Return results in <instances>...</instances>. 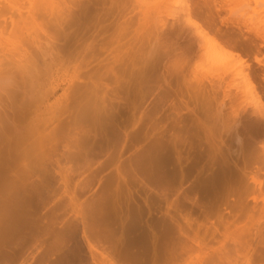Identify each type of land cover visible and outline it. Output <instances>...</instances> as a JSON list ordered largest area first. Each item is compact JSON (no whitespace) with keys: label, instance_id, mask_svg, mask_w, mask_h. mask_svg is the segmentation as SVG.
<instances>
[{"label":"rangeland","instance_id":"374dc122","mask_svg":"<svg viewBox=\"0 0 264 264\" xmlns=\"http://www.w3.org/2000/svg\"><path fill=\"white\" fill-rule=\"evenodd\" d=\"M28 1L13 0L12 3L16 5L9 4L19 9L15 12L19 11L22 15L21 22L26 17L33 18L34 8L38 4L29 13L31 16H26L31 11L28 8L34 2L31 0L30 4ZM49 1L57 4L53 3L51 6L52 3L47 2L49 7L44 6L47 10H43L44 15L41 14L44 18L38 13L43 6H38L41 10L36 11L38 17L34 16L38 23L29 22L27 27L22 22L24 28L32 25L34 28L31 29L34 30L41 24L36 28V31L39 29L36 34L30 31L25 32V35L24 28L19 26L23 30L20 33L26 39L29 33L31 36L35 35L32 42L28 41L29 38L26 40L32 47H28L29 50L26 51L33 52L36 48L34 56L37 57H33L32 62L35 60L34 63L38 66L33 64V72L30 63L32 70L27 75L31 80L28 81L27 78L26 82L29 83H26L22 97L33 100L36 106L41 105L42 99L47 97L48 100L45 98L47 101H43L41 109L48 103L49 106L56 104L55 111H62L63 114H59L60 122L64 121V125L61 124L64 128L67 125V131L63 130L70 136L68 144L65 135L58 136V139L63 138L64 146L67 144L65 150L71 154L68 152L67 156L74 158L70 162L60 160L63 162L58 163L59 170L62 169L64 175H69L64 176L61 171L63 182L61 177H57L58 168H55V173L51 172L52 175L55 174L54 178L39 172L40 177L44 175V181L37 174L41 180L34 175L36 178L32 177L27 181L29 183L25 181V185L32 183L34 186L37 183L35 187L44 184L48 186L38 189L46 195H42L45 201L41 198L43 201L38 200L41 196L38 195L39 191L34 193L38 198L34 194L31 196L30 191L25 194L33 199L32 202L27 200L30 205L26 201L25 206L27 203L28 207L35 208L31 204L33 201L44 204L37 203L36 207L40 204L38 210L35 208L37 212L30 208L31 212L23 205L24 210L21 205V210H17V204H12L8 209H0V218L3 220L0 222V264H264V160L261 157L254 160V157H250L253 153L250 154L249 160L255 162L251 166L249 162V167L246 166V175L239 177L237 181H230V186H237L233 185L231 188L236 187V203L240 204V211L236 213L238 217L235 219L231 218L232 213L226 219L220 216L219 210L226 200V194L221 189H217L219 198L213 202L207 219L201 215L200 209L189 204L187 199L193 198L195 194L200 195L189 189L193 181V184L196 182L197 172H192V176L188 175V180L181 185L170 181L173 180L172 177H156L164 171L172 173L177 167L174 159L177 155L186 158L189 147H193L190 153L194 155L190 158L193 160L195 157L194 161L200 162L197 163V170L203 165L204 160L199 158L198 153L203 157L205 152L204 130L193 131L190 128L192 132L190 131V121L187 119L190 111L196 113L198 120L204 126L214 129L215 133L221 130L222 120L219 116L223 117L228 128L237 127L244 144L252 146L255 143V154L261 151L260 146L264 145V120L252 109L251 101L259 100L264 106V0ZM7 4L5 0H0V41L4 36L6 40L0 42V58H3L0 60V68L2 65L5 68L9 50H17V41L24 36H18V40H13L16 37L13 36V41L11 40L9 30L15 26H9L13 22L9 19L18 20L19 13H14L13 7L7 8ZM112 4L117 8H112ZM22 11L26 12V17ZM14 15L17 17L13 18ZM186 16L197 21L200 30L208 37L205 40L210 39L213 43H203L204 39L200 40L196 29L185 21ZM19 22L18 25L21 24ZM13 33L11 36L15 34ZM31 36L29 35L30 38ZM6 37L12 42L16 41L13 48H10L11 42ZM234 42L237 43L232 47L230 43ZM4 43L7 44L6 47ZM207 43L218 48L212 52L214 46L211 48ZM228 44L231 46L228 47ZM2 45L4 50L8 49L7 52H3ZM25 45H22L23 49L27 48ZM208 52L213 53V58L211 55L208 57ZM117 54L120 58L126 57L121 61V70V62L115 56ZM109 57H113L110 60L117 59V79L128 82L126 85L123 83L116 86L115 89L119 88L113 92L110 90V87L114 89L113 84L107 73L108 65L112 63L108 64ZM8 66L6 69L9 71L13 69ZM5 71L7 70L4 69ZM76 75H81L80 84L83 85L73 81L71 87L70 80ZM195 82L202 85L197 84L195 88ZM78 84L83 88L78 89L75 86ZM198 87L200 91H197ZM3 99L9 105L5 96L2 101ZM64 106L68 108L65 109ZM8 107L10 106L6 108L9 109ZM85 111L95 118L94 122L90 120L78 123L76 117L73 119L74 115L79 116V112L82 114ZM178 114L184 119L177 118L180 120L177 126L175 118ZM188 130L200 139L195 138L198 141L194 139L191 142L195 135L190 136ZM85 131H89L88 137L87 133L84 134ZM175 132L184 141V145L177 143L180 138L175 136ZM222 132L221 140L231 152L236 151L232 134ZM176 137L179 140L175 139L177 141L174 143L173 139ZM58 141L57 144H63ZM252 141L253 143H249ZM173 143L178 145L174 146V151ZM29 144V141L25 142L27 148ZM44 146L42 151L46 147ZM160 146L162 149H159ZM77 149H86V154H89L86 158L76 157ZM35 151L27 150L19 165L23 167L35 162L40 156ZM217 153L215 156L219 158L222 154ZM186 163L182 166L184 171ZM238 165L241 167L240 160ZM248 178L252 180L249 181ZM250 186L254 188L251 191ZM30 187L27 186V190ZM45 187L50 193L45 191ZM253 190L256 191L253 193ZM24 191L18 192L22 195ZM225 191L229 192L228 189ZM18 192L15 191L16 194ZM249 192L251 194H247ZM251 195L253 196L250 198ZM240 198L242 201L246 199L247 203H239ZM201 202L206 203L207 199L204 198ZM243 204L247 207L243 208ZM188 213L191 215L187 218ZM152 233L158 236L156 243Z\"/></svg>","mask_w":264,"mask_h":264},{"label":"bare ground","instance_id":"6f19581e","mask_svg":"<svg viewBox=\"0 0 264 264\" xmlns=\"http://www.w3.org/2000/svg\"><path fill=\"white\" fill-rule=\"evenodd\" d=\"M1 1H3V0H1ZM16 0H14V2H15ZM26 1V0H25ZM28 1V0H27ZM34 2V4L32 3V5L33 6H30L31 8H28L29 9V11L30 12H28L27 10H24V11H26V12H28L27 14H26V16H31V14H29V13H31V12H33L34 10V14L32 15V17L33 18H31L30 17V19L31 20H33L34 21V23H32V21H28V19H29V17H26L25 16V14L24 13H26V12H23L22 11V14H24L23 16L24 17H26V18H24L23 20H22V22H24L23 24L24 25H26L27 27H28V25L27 24H29V22H30V24H35V23H38V22H35V17H38V13H40V17L41 16H43L44 14L42 13V12H44L43 10H47V8L49 7V6H47L48 5V3L49 2H51V1H49V0H37L38 2H36L35 0H33ZM41 1H43L42 3H41ZM46 3H45V2ZM55 1V0H54ZM57 1V0H56ZM59 1V0H58ZM61 1V0H60ZM5 2H7L8 4V6H7V8L8 7H13V6H10L11 4L12 5H14L12 2H13V0L10 2V0H8V1H6L5 0ZM28 2H30V4H31V0L30 1H28ZM40 2V3H39ZM48 2V3H47ZM11 3V4H10ZM38 3V4H37ZM44 3H45V5H44ZM52 3V2H51ZM50 3V4H51ZM53 3H55V2H53ZM53 3L51 4V6L53 5ZM3 4H5V3H3ZM10 4V5H9ZM36 4H37V6H36ZM41 4V8H42V6H43V9H42V11H39L38 9H40V8H37L39 5ZM55 4H57V2L55 3ZM6 5V4H5ZM4 5V6H5ZM16 5V4H15ZM14 5V6H15ZM34 5L36 6L35 8H34ZM112 5H114V4H112ZM111 5V7L113 8L114 7V9H116L115 8V5L114 6H112ZM3 6V7H4ZM44 6H46L45 8H44ZM50 6V7H51ZM6 7V6H5ZM4 7V8H5ZM40 7V6H39ZM33 8H34V10H33ZM1 9V8H0ZM11 9V8H10ZM17 8H14L13 7V10L12 11H14V13H16V14H18V16H19V18H18V20L20 21V12L18 11V13L17 12H15V10H16ZM113 9V10H114ZM4 11H5V9H3ZM17 10H19V9H17ZM16 10V11H17ZM23 10V9H22ZM41 10V9H40ZM112 10V9H111ZM11 11V12H12ZM21 11V10H20ZM38 13H37V12ZM216 12H217V10H216ZM0 13H2V11L0 10ZM7 14H8V12H6ZM13 13V14H14ZM36 13H37V16H36ZM197 13V12H196ZM6 14V15H7ZM10 14V13H9ZM41 14H43V15H41ZM188 15V14H187ZM22 16V15H21ZM35 16V17H34ZM8 17H10V15L8 16ZM7 17V18H8ZM14 17H17V15L15 16H13V18ZM39 17V18H40ZM11 18V17H10ZM28 18V19H27ZM43 18H44V16H43ZM192 18H194V17H192ZM26 19H27V21H26ZM29 19V20H30ZM10 21L11 20H13V22H12V24L10 25L9 24V26H15V28H13V29H11L12 27H10V37H11V40H12V37L13 36H16L13 40H18L17 38H18V36H19V38L21 37L20 35H24L22 32H23V30H21V29H19L20 27V25L22 26V22H21V24H17V22H19L17 19L15 20V19H9ZM9 20H7V21H9ZM42 20V19H41ZM6 21V22H7ZM17 21V22H16ZM37 21V20H36ZM185 21L187 22V24L188 25H190L191 27H193L194 29H196V34L199 36V38H200V40H203L204 39V41H203V43L206 41V42H208V41H210V43H213V42H211V40L209 39L208 41L207 40H205V38H208L207 37V35H206V37H205V34H204V32L202 31V30H200V27L197 25V23L196 22H194L193 20H191L190 18H189V16L187 17L186 16V19H185ZM16 23V25H18V26H16V25H14L15 23ZM19 22V23H20ZM28 22V23H27ZM14 23V24H13ZM29 24V25H30ZM41 25V24H40ZM39 25V26H40ZM37 26V25H36ZM39 26H37V27H39ZM18 28V30H17V28ZM23 27V26H22ZM27 27H25V28H27ZM36 27V28H37ZM202 27V26H201ZM24 28V27H23ZM22 28V29H23ZM24 28V33L26 32V33H28V32H30V31H33L35 34L37 33V31H39V29H37V31H36V28H35V30L34 29H31V28H34L32 25H31V27H29V28H27V29H25ZM28 29H31V30H29L28 31ZM12 30V31H11ZM14 30L16 31V32H18V33H16V32H14ZM27 30V31H26ZM41 30V29H40ZM20 31H22L21 33H20ZM15 34H14V33ZM32 32V33H33ZM42 32H44L43 31V29H42ZM14 34V35H12L11 36V34ZM20 33V34H19ZM26 33H25V35H26ZM33 33V34H34ZM2 34V33H1ZM17 34V35H16ZM19 34V35H18ZM195 34V35H196ZM24 35V36H25ZM28 35V38H29V40H28V38L26 39V36H25V39H24V36H23V38L21 37V39L22 40H18L17 41V43L19 44V42H22V43H20L19 45H21V47L18 45V44H16L17 46H19V47H17L16 45V49L17 50H15V48L14 49H10L9 50V58H10V55H11V59H9L7 56V58L9 59H7L6 60V58H5V60L6 61H8V64H6L7 66L8 65H11L12 67H13V69H10V71L11 70H14L15 71V73H14V71H13V73L11 72L10 73V71H9V69H6V65H5V68L3 67V65H2V67L1 68H4L5 70H7V71H5L4 72V69L2 70L1 68H0V70H2V71H0V209L1 208H3V209H1V210H4V207L5 208H7L8 209V207L10 206H13L14 204H17V206L15 205V207H17V210H21V209H23L24 210V207H22V205L23 206H25L24 204H25V202L28 200L29 202L31 201V200H33V199H29L28 197H26L27 195H25L26 193H27V191H30V195L32 196L34 193H37L38 191V195L40 196V194H41V196L38 198L37 197V195L36 194H34V195H36V198H38V200H41V199H43L44 200V198H42V192L40 191V190H38L40 187H44V183H41V185L42 184H44V185H42V186H36L35 187V185H37V183H35L34 184V186L33 185H31V184H28V185H25L24 183H26L28 180H31V178L34 176V175H38L39 177H40V175L38 174L39 172H42L41 174H45V176L47 175H52L53 174V172L55 173V168H58V163H59V161L60 160H66V161H69V160H71L72 161V158H74V157H72V158H70L69 156H67V155H69L70 154V152L69 151H67L66 152V147H67V142L69 141L68 139V136H70V135H67L66 133H64V132H66L67 131V129H66V126L67 125H65V128L63 127V125H64V123H62V122H64V121H61L60 122V120H61V115L63 114L62 113V111H61V113H60V110L57 112V111H55V107H54V105H56V104H54L53 106H49L48 105V103H46V105H45V107L43 108V109H41V105H42V103H43V101L44 100H46L47 99V97H45L44 99H42V103H40L41 105H39V106H36L35 105V102L33 101V100H30V99H27V98H25V97H22L23 95H24V87H25V85H26V83L28 84L29 82H26V80H27V78L29 79L28 81H30L31 79L29 78V75H27L28 74V72L30 71L31 72V70H32V68H33V72H34V67H33V64H34V66L35 67H38L37 66V63L35 62L34 63V61L32 62V59H33V57H37V55L36 56H34L36 53L35 52H37V50H36V48H35V50L32 52V51H29V52H27L28 50H29V48L28 47H31V43L29 44V43H27L28 41H30V42H32V37L33 36H35V35H32L31 36V33H29V34H27ZM29 35L31 36V38L29 37ZM9 37V38H10ZM2 38H3V36H2ZM7 39H8V37H6ZM36 38V37H35ZM34 38V39H35ZM201 38H203V39H201ZM4 39H5V36H4ZM4 39H2L1 41L2 42H5L6 40H4ZM4 40V41H3ZM9 40V41H8ZM7 41L10 43L11 42V46H10V48H13L14 46V42H16V41H14V42H12V41H10V39H8ZM24 40V41H23ZM26 40H28V41H26ZM231 40V39H230ZM0 41V42H1ZM234 41V40H233ZM235 41H236V39H235ZM23 42H24V44H23ZM195 42V41H194ZM202 42V41H201ZM226 42V41H225ZM25 43L27 44V45H25ZM210 43H207V44H209L210 46H211V48H212V46H214L213 44H210ZM216 43V42H215ZM235 43H237V42H234V43H230L231 45H232V47H234V45H235ZM2 44V43H1ZM201 44V43H200ZM217 44V43H216ZM230 44H228V47L229 46H231ZM4 46L5 45H7V44H3ZM2 45V46H3ZM9 45V44H8ZM22 45L24 46L25 45V47H27V48H25V49H23V47H22ZM206 45V44H205ZM204 45V46H205ZM208 45V46H209ZM238 45V44H237ZM236 45V46H237ZM240 45V44H239ZM1 47V48H3V50L5 49V47ZM13 46V47H12ZM32 46H33V48H34V45L32 44ZM203 46V44L201 45V47ZM217 46V45H216ZM200 47V46H199ZM205 47H207V45L205 46ZM205 47H204V49H205ZM220 47V46H219ZM8 48V47H7ZM32 48V47H31ZM30 48V50H33V49H31ZM38 48V47H37ZM203 48V47H202ZM201 48V49H202ZM218 48V46L215 48V46L213 47V49H212V52L214 51V49L216 50ZM22 51H21V50ZM26 49H27V51H26ZM209 49V48H208ZM232 49V48H231ZM234 49V48H233ZM232 49V50H233ZM253 49V48H252ZM1 50V49H0ZM2 50V51H3ZM11 50H13V51H11ZM203 50V49H202ZM206 50H207V48H206ZM211 50V49H210ZM210 50H208V51H210ZM6 50H4L3 52H5ZM7 51H8V49H7ZM6 51V52H7ZM10 51L12 52V54H10ZM16 51V52H15ZM201 51V50H200ZM30 52H32V53H30ZM209 53L208 54V57H209V55H211L212 57L211 58H213V53ZM205 54V53H204ZM33 55V56H32ZM114 55V54H113ZM112 55V56H113ZM2 56V55H1ZM32 56V57H31ZM43 57H44V55H42ZM116 56V58L119 56V54H117V55H115ZM42 57V58H43ZM123 57H125V56H123ZM122 57V58H123ZM2 58V57H1ZM1 58H0V60H1ZM41 58V59H42ZM111 58H113V57H111ZM110 57L108 58V61L111 59ZM120 58V57H118V59L120 60V62L121 61H123L125 58ZM210 58V59H211ZM3 59V58H2ZM44 59V58H43ZM115 59V58H114ZM118 60V61H119ZM4 61V60H3ZM6 61H5V63H6ZM43 61V60H42ZM1 62V61H0ZM112 62V63H111ZM30 63H31V65H32V68L30 67L31 65H30ZM111 63V64H110ZM115 63H117V59L114 61L113 59L112 60H110V62L108 63V64H110V65H108L109 67V69L107 68V70L109 71V72H107L108 73V78H110L109 80L112 82V84H113V88L114 89H112V87H110L109 89L111 90V92H113V90H116L117 91V89L119 88H117V89H115V87L116 86H121L123 83H124V85H126V84H128V82L127 81H124V80H121V79H117V74L115 73L116 71L115 70H117V68H119V66H120V70H121V65L123 66V63L121 62V63H119V66H116V65H118V64H116L115 65ZM115 66H114V65ZM121 64V65H120ZM29 65V66H28ZM1 66V65H0ZM11 66H8L9 68L11 67ZM49 65H47V67H48ZM30 67V68H29ZM115 67H117V68H115ZM44 68H46L45 66H44ZM49 68V67H48ZM38 69V68H37ZM9 71V72H8ZM47 71V70H46ZM37 72V71H36ZM39 72V71H38ZM117 72H118V70H117ZM30 75L32 74V73H29ZM35 74V73H34ZM40 74V73H39ZM34 76V75H33ZM46 76V75H45ZM87 76H89V75H87ZM117 76V77H116ZM32 77V76H31ZM81 75L80 76H75L74 78H72L71 80H70V86L72 87V84L74 83L73 81H76L75 83H79L80 84V82H81ZM36 78V77H35ZM38 78V77H37ZM40 78V77H39ZM38 80V79H37ZM198 82V81H197ZM197 82H195L196 84H195V88L198 86V85H202V84H199V83H201V80H199V83H197ZM203 83V82H202ZM209 83V82H208ZM79 84L78 85H75L78 89H82L83 87H79ZM82 84V83H81ZM80 84V85H81ZM198 84V85H197ZM83 85V84H82ZM204 85H205V82H204ZM203 85V86H204ZM70 86L68 87V88H70ZM85 86H86V84H85ZM202 86V87H203ZM95 87H98V85H95ZM104 87H106L107 88V86L106 85H104ZM193 87V88H194ZM201 88V87H200ZM196 90V89H195ZM201 90H202V88H201ZM77 91H79V90H77ZM197 91H200V89H199V87H198V90ZM196 93V92H195ZM198 93V92H197ZM196 93V94H197ZM200 93V92H199ZM64 95V94H63ZM3 96H5L6 98H7V100H9V105H8V103H6V102H4V99H3V101H2V98H3ZM65 96V95H64ZM255 95H253V97H254ZM62 98H64V97H62ZM66 98H67V96H66ZM255 99V98H254ZM257 99V98H256ZM48 100V99H47ZM46 100V101H47ZM64 100V99H63ZM253 100V99H252ZM45 101V102H46ZM58 101V100H57ZM61 100H59V102H60ZM44 102V103H45ZM59 102H56V103H59ZM62 102V101H61ZM5 103L7 104V106H10V107H8L9 109H7L6 107V105H5ZM251 103H252V109H254L256 112H257V114H258V116L260 117V118H262L263 120H264V106L259 102V100H254V101H251ZM250 103V104H251ZM61 104V103H60ZM59 104V105H60ZM58 105V104H57ZM43 107V106H42ZM65 107V106H64ZM33 108V109H32ZM66 108H68V106L67 107H65V109ZM85 109H83V111H84ZM87 111H89V110H87ZM220 111V110H219ZM219 111H218V113H219ZM67 112V111H66ZM59 114H61V115H59ZM220 114V113H219ZM77 115H79V116H75L74 115V118L73 119H75V117H76V121L79 123V122H89L90 120H93V122L95 121V118L91 115V114H89V112H84V113H82L81 114V112H79V114H77ZM218 115V114H217ZM222 115V114H221ZM219 116V115H218ZM223 116V115H222ZM177 118H183V116H180L179 114L176 116V120H177ZM219 118H220V120H222L221 121V126L222 127H220L221 128V130L220 131H216L217 133H215V132H213L214 131V129H211V128H208V127H206V126H204V124L203 123H201L199 120H198V117H197V115H196V113H194L193 111H190V113H189V115L187 116V119L190 121V127H188L189 129L190 128H192L193 129V131L195 130V129H198V130H202V132H203V130H204V132H203V134H204V136H203V139H204V144H205V152H204V154H203V157H202V154H199L198 153V155H199V158L201 159V160H204V163H203V165L200 167V170H197L198 169V167H197V163H199L200 164V162H198L199 160H196L197 162H195L194 160H195V157H194V159L192 160L191 158H193V154L192 153H190L191 152V150L193 149V147H189L188 148V150H187V157L185 158L184 156H183V158L180 156H176V158L174 159L175 161H174V164H175V167L177 168H174L171 172L172 173H166L165 171L164 172H162V173H160V174H158L156 177H158V178H167V177H172L171 179H173V180H170V181H174V182H177V184L179 185H181L182 183H184V181L188 178L187 176L188 175H191L192 174V172H197V175L195 176V180H196V182H195V184H193L194 183V181H193V183H192V186L189 188L190 190V192H196V193H200V195L198 196V194H195L194 195V197L193 198H191V199H187V200H189V204L192 206V207H197L198 209H200V211H201V215L203 214V216H204V219H207L208 218V216H209V214H210V211L212 210V206H213V202L216 200H218V196H219V193L217 192V189H221V191H223L224 190V192H225V198L224 199H226L225 201H224V203L222 204V208L219 210V212L221 213L220 214V216H222L223 217V219H226L228 216H229V213H232V216H231V218L232 219H235V217H238V215L236 214L237 212H239L240 210V204L238 205V203H236V201L238 200V199H236L235 198V194H237L236 192H234V190L236 189V185L235 184H232L231 186H230V181H234V180H238V178L239 177H241V176H245L246 175V171H247V165L249 164V162H251L250 163V166H251V164H253L254 162H252L251 160H249V159H253V157H254V160H257V158L259 157H261L260 159H262V160H264V145H261L260 146V150L261 151H258L259 153H261V154H258L257 155V153L258 152H256V154H255V150H254V148H257V146L255 147V143H253V141L252 142H249V143H253V145H254V147H253V145L252 146H247V144H244V140L239 136V133H238V129H237V127H235V128H233V129H231V128H228L227 127V125H226V123H227V121L225 120V121H223V117H221V116H219ZM72 119V120H73ZM184 119V118H183ZM182 119V120H183ZM176 120H174V122H176ZM75 121V122H76ZM97 121V120H96ZM178 122H177V126H178V124L180 123L179 121L180 120H177ZM26 122V123H25ZM76 122V123H77ZM182 122V121H181ZM226 122V123H225ZM61 124H63V125H61ZM175 125V126H176ZM176 126V127H177ZM227 128V130H224V129H226ZM63 129H65V130H63ZM175 130V129H174ZM190 131H191V129H190ZM189 130H188V133H190V136L193 134V136H194V138H193V136L191 137V139L193 138V140H191V142L192 141H194V139L196 138V139H200L199 137H198V135H196L195 133H192L191 134V132H190ZM197 131V130H196ZM195 131V132H196ZM222 131H224V133H228V134H232V139H233V141H234V143L236 144V146H237V149H236V151H232L231 152V150H230V148L228 147V146H226L225 144V142L223 141V140H221V138H220V134H221V132ZM64 133V134H63ZM83 133V132H82ZM85 133H87L88 135H86L87 137L89 136V131H85L84 132V134ZM176 133V132H175ZM223 133V132H222ZM258 134H259V132H257ZM216 134H217V136H216ZM257 134V135H258ZM60 135H65L66 136V139H65V136H62V137H64V139L65 140H67L66 141V143L67 144H65L66 145V147L64 146V140H62L63 138H61V139H58L59 137H61ZM83 135V134H82ZM82 135H81V137H82ZM176 135H178L177 133L175 134V136ZM255 135H256V129H255ZM59 136V137H58ZM173 137H175L174 136V134L172 135ZM180 136H182V135H180ZM254 135H252V137H253ZM85 136H83V138H84ZM178 138H180L179 137V135L177 136ZM174 138L173 139V141H174V143H175V141H177V140H175V139H178V138ZM255 137H257V136H255ZM94 138V137H93ZM190 138V137H189ZM195 139V140H196ZM216 139H220V141L219 140H216ZM59 140V141H58ZM62 140V141H61ZM85 140V139H84ZM179 140V139H178ZM182 139L180 138V141H177V143L178 142H180V143H178V144H182V143H184V141L182 142L181 141ZM183 140H184V138H183ZM198 140H196V141H198ZM250 140V139H249ZM251 140H254V138L253 139H251ZM27 141H29V148H27L26 146H25V142H27ZM57 141L59 142V143H61V142H63V144L61 143V144H57ZM81 141H83L82 140V138H81ZM80 141V142H81ZM185 141H186V139H185ZM200 141H202V140H200ZM200 141H199V143H200ZM53 142L55 143L54 145H53ZM85 142H87L86 140H85ZM24 143V144H23ZM45 143H52L51 145L50 144H45ZM173 143V148H172V150L174 151V150H176V148L174 147L175 145H177V143L176 144H174ZM248 143V144H249ZM80 144V143H79ZM82 144V143H81ZM86 144V143H85ZM190 144V143H189ZM193 144V143H192ZM48 148V149H46V147ZM53 145V146H52ZM83 145H84V142H83ZM182 145H184V144H182ZM191 145V144H190ZM251 145V144H250ZM43 146L45 147V149H43V151H45V152H43L41 149L43 148ZM82 146V145H81ZM84 146H86L87 147V144L86 145H84ZM162 146V145H161ZM159 147V149L161 148L162 149V147ZM178 146V145H177ZM68 147H69V145H68ZM85 148V147H84ZM163 148H165V147H163ZM175 148V149H174ZM252 148V149H251ZM68 149H70V148H68ZM79 149V148H78ZM77 149V150H78ZM178 149V148H177ZM27 150H28V152L30 151V150H32V151H34V152H36L35 150H37L38 152H39V154H38V159L35 161V162H31L32 164H30V165H26V166H23V167H21L20 165H19V163H20V159H21V157L23 156V155H25L26 153H27ZM41 152H40V151ZM76 150V151H77ZM156 150L159 152L160 150H158V147L156 148ZM164 150H166V148L164 149ZM163 150V151H164ZM83 151H85V152H83ZM156 151V152H157ZM162 151V150H161ZM178 151V150H177ZM177 151H175V152H177ZM181 151V150H180ZM179 151V152H180ZM193 151V150H192ZM216 151H218V152H220V151H222V155L220 154V153H217ZM69 152V154H66V153H68ZM166 152H167V150H166ZM77 156H76V154H75V156L76 157H79V158H86L87 157V155L89 154H86L87 152H86V149L85 150H78L77 151ZM164 153V152H163ZM174 153V152H173ZM216 153H217V155L218 154H220L221 156L219 157V158H217L215 155H216ZM253 153V156L251 155L250 156V154H252ZM177 154V153H176ZM190 154H192V156L190 155ZM71 155V154H70ZM196 155H197V153H196ZM259 155H262V156H259ZM251 158H250V157ZM191 157V158H190ZM45 158H46V160H45ZM79 158H77V159H79ZM183 159V161H185L183 164H182V162L183 161H181L182 159ZM217 158V159H216ZM258 158V159H259ZM181 159V160H180ZM185 159V160H184ZM84 160H86V159H84ZM238 160H240L241 161V167H239V165H238ZM44 161V164L42 163ZM60 162H63V161H60ZM70 162V161H69ZM68 162V163H69ZM74 162V161H73ZM187 162V163H186ZM186 163V168H185V171L182 169V166L184 165ZM65 164V163H64ZM198 164V165H199ZM158 165V164H157ZM185 166V165H184ZM157 168H158V166H156ZM248 167H249V165H248ZM154 168V167H153ZM61 169V168H60ZM69 169V168H68ZM81 169V168H80ZM160 169V168H159ZM158 169V170H159ZM58 170V171H57ZM77 170V169H76ZM155 170H156V168H155ZM167 170V169H166ZM175 170V171H174ZM246 170V171H245ZM61 171H62V173L64 172L62 169H61ZM61 171L59 170V168L58 169H56V174L59 172V175L57 176V177H61L60 178V180H62V182H63V177L64 176H67V175H64V173H63V175H62V173H61ZM67 171H69L70 172V170H67ZM74 171H75V168H74ZM157 171V170H156ZM51 172H52V174H51ZM204 172L206 173V172H208V174L206 175H204V177L202 176L203 174H204ZM246 172V173H245ZM61 173V174H60ZM66 173V172H65ZM37 175H36V177H37ZM55 175V174H54ZM54 175H52L51 177L52 178H54L55 176ZM63 177H62V176ZM76 175V174H75ZM169 175V176H168ZM44 176V175H43ZM43 176L42 177H40V178H42V181H44V179H43ZM192 176V175H191ZM36 177H33V178H36ZM39 177H37V178H39ZM50 177V180H52V178ZM56 177V178H57ZM67 177H69V175L67 176ZM67 177H65V178H67ZM71 177V176H70ZM190 177V176H189ZM39 178V179H40ZM168 178V179H169ZM38 179V182H39V184H40V180ZM250 179V180H249ZM47 180V179H46ZM49 180V179H48ZM54 180V179H53ZM58 180H59V178H58ZM188 180V179H187ZM186 180V181H187ZM248 180L249 181H251L252 179L251 178H248ZM26 181V182H25ZM49 182V181H48ZM58 182V181H57ZM65 182V181H64ZM67 182V181H66ZM27 183H29V182H27ZM26 183V184H27ZM53 183V182H52ZM51 183V184H52ZM58 183H60V184H62L61 182H58ZM234 183V182H233ZM56 184V183H55ZM66 185V184H65ZM184 185V184H183ZM191 185V184H190ZM233 185H235L236 187H233V188H231ZM27 186L28 187H30L28 190H27ZM46 186V185H45ZM52 186H54V185H52ZM64 186V185H63ZM42 187V188H43ZM46 187H48V186H46ZM46 187H45V189H46ZM57 187H58V184H57ZM36 188H37V190H36ZM179 188H181V186H179ZM257 188V187H256ZM58 189H60V187L58 188ZM225 189H228V193H226V191H225ZM249 189H250V191L252 190V189H254L252 186H250L249 187ZM25 190V191H24ZM41 190H43V189H41ZM53 190V189H52ZM61 190V189H60ZM188 190V189H187ZM259 190V189H258ZM257 190V191H258ZM15 191L16 192H18V191H24L23 193H22V195L21 194H19V192L16 194L15 193ZM45 191H47L48 192V189H46ZM50 191V190H49ZM249 191V190H248ZM256 191V190H255ZM254 190L252 191L253 193L255 192ZM41 192V193H40ZM21 193V192H20ZM44 193H46V192H44ZM48 193H50V192H48ZM235 193V194H234ZM252 193V194H253ZM15 194H16V196L18 195V197H16L15 196ZM58 194V193H57ZM247 194H251L250 192L249 193H247ZM238 195V194H237ZM16 198H15V197ZM30 196V197H31ZM44 196V195H43ZM46 196V195H45ZM44 196V197H45ZM53 196V195H52ZM213 196V197H212ZM253 195H251L250 196V198L252 197ZM51 197V196H50ZM49 197V198H50ZM199 197V198H198ZM239 197V196H238ZM247 197H249V195L247 196ZM41 198V199H40ZM54 198V197H53ZM207 199V202L206 203H203V202H201L200 203V201H202L203 199ZM51 199V198H50ZM166 199V198H165ZM208 199H209V201H208ZM245 199V198H244ZM243 199V200H244ZM252 199H254L255 200V198L253 197ZM43 200H41V201H43ZM53 200V199H52ZM51 200V201H52ZM28 201H27V203H28ZM45 201V200H44ZM49 201V200H48ZM47 201V202H48ZM245 202H246V199L244 200ZM244 201H242V198H240L239 199V203L240 202H244ZM248 201V200H247ZM252 200L250 199V202H251ZM32 202V201H31ZM40 202V201H39ZM39 202H37V203H39ZM223 202V201H222ZM245 202H244V204H245ZM249 202V203H250ZM27 203H26V206H27ZM37 203H35V201H33V203H31V204H34L35 205V208L38 210V206L40 205V204H42L41 202H40V204L36 207V205H37ZM174 203H176V202H174ZM242 203H241V205H242ZM247 203V202H246ZM248 203V204H249ZM13 204V205H12ZM29 204V203H28ZM235 204H237V205H235ZM243 204V208L244 207H247V206H245ZM21 205V209L19 208V206ZM30 205V204H29ZM28 205V206H29ZM33 205V206H34ZM42 205H44V204H42ZM49 205V204H48ZM25 206V209L28 207H26ZM45 207V206H44ZM64 207H65V205H64ZM69 207V206H68ZM71 207V206H70ZM29 208V210H30V208L31 207H28ZM27 208V209H28ZM35 208L33 207V208H31V210L32 209H34V211L35 212H37L36 210H35ZM178 208V207H177ZM10 209V208H9ZM56 209V208H55ZM58 209V208H57ZM246 209V208H245ZM244 209V210H245ZM30 210V211H31ZM51 210V209H50ZM28 211V210H27ZM27 211H25V213H27ZM49 211V210H48ZM52 211H54L53 209H52ZM65 211V210H64ZM32 212V211H31ZM31 212H29V213H31ZM55 212H56V210H55ZM58 212V211H57ZM61 212V211H60ZM3 214V213H2ZM56 214V213H55ZM191 215V213L189 214H187L186 215V217L188 216H190ZM0 216H1V212H0ZM59 216V215H58ZM64 216V215H63ZM5 217V216H4ZM3 217V218H4ZM187 217V218H188ZM234 217V218H233ZM221 218V217H220ZM222 219V218H221ZM1 220H2V218H0V222H1ZM3 221V220H2ZM171 222V221H170ZM83 224V223H82ZM172 224H173V222H172ZM84 225V224H83ZM85 227V226H84ZM83 227V228H84ZM171 227V226H170ZM34 228V227H33ZM35 228H36V226H35ZM31 230V229H30ZM33 231H34V229H33ZM84 232V231H83ZM33 235V234H32ZM85 235V234H84ZM152 236L154 237V239H155V243L157 242V239H158V236L156 235V233H152ZM89 241L87 240V243H88ZM87 246H88V244H87ZM91 247H92V245H90ZM91 247H90V249H91ZM154 262V261H153Z\"/></svg>","mask_w":264,"mask_h":264}]
</instances>
